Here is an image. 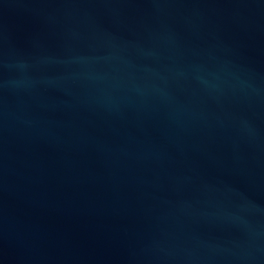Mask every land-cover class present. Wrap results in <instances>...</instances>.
<instances>
[{"label": "water", "instance_id": "obj_1", "mask_svg": "<svg viewBox=\"0 0 264 264\" xmlns=\"http://www.w3.org/2000/svg\"><path fill=\"white\" fill-rule=\"evenodd\" d=\"M0 264H264V0H0Z\"/></svg>", "mask_w": 264, "mask_h": 264}]
</instances>
